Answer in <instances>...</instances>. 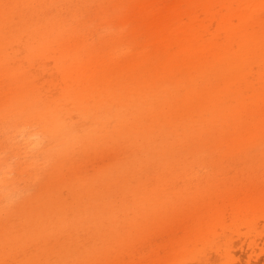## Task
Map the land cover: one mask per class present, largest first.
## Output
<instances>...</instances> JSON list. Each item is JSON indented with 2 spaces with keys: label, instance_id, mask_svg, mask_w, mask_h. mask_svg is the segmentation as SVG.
Instances as JSON below:
<instances>
[{
  "label": "rangeland",
  "instance_id": "obj_1",
  "mask_svg": "<svg viewBox=\"0 0 264 264\" xmlns=\"http://www.w3.org/2000/svg\"><path fill=\"white\" fill-rule=\"evenodd\" d=\"M0 264H264V0H0Z\"/></svg>",
  "mask_w": 264,
  "mask_h": 264
}]
</instances>
